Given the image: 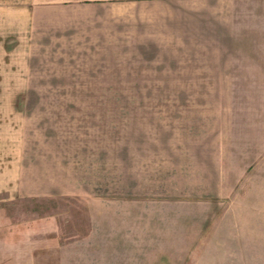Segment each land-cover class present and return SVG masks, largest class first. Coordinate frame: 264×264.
Masks as SVG:
<instances>
[{
  "label": "rangeland",
  "instance_id": "374dc122",
  "mask_svg": "<svg viewBox=\"0 0 264 264\" xmlns=\"http://www.w3.org/2000/svg\"><path fill=\"white\" fill-rule=\"evenodd\" d=\"M24 1L0 0V264H264V40L227 54L210 0L123 10L118 40Z\"/></svg>",
  "mask_w": 264,
  "mask_h": 264
},
{
  "label": "crops",
  "instance_id": "0c3cea01",
  "mask_svg": "<svg viewBox=\"0 0 264 264\" xmlns=\"http://www.w3.org/2000/svg\"><path fill=\"white\" fill-rule=\"evenodd\" d=\"M165 0H25V4L30 5L32 8H38V10H53L51 11V15L53 14L54 11L62 9L65 10L66 16H60L61 18H58V16L54 15L51 16V21L55 20L59 22L58 24L62 23V26H67L71 25V22L75 19H78V17L81 16L85 20V25L81 28L83 31V34H87V24L89 27L90 25H99V26H105V23H101V21H112L110 25H118V30L115 28L114 33L112 35L114 36L117 35V40L119 39V36L121 34V28H120V23L117 22V20H122L123 16V10L126 9H138L142 8V10H146L147 8H157V9H163L161 7H164L167 1ZM170 1V0H169ZM168 1V2H169ZM188 1V0H185ZM189 4L196 2V0H189ZM211 3V8H212V22L214 24V29L215 34L212 37V39L216 42H227L226 47H227V54H230L231 50L235 48V42L236 41H251V40H264V34H255V36L249 32V30L253 29L251 27V22L247 21V18L249 17L248 14L246 13V10L250 9V6L254 5L256 8H259L262 13L259 14V18H263L264 20V0H210ZM187 2L181 3L184 5L188 4ZM201 4H206L207 2H203V0H200L199 2ZM196 4V3H194ZM25 7L24 6H20ZM236 9H243L245 10L244 13H239L237 14ZM87 10L89 12L94 14L95 12H98L99 17H94L90 18V16L87 17ZM90 13V15H91ZM183 15V13H182ZM237 15L242 16V21L238 22L235 24L234 18ZM168 15L163 16L156 21L154 24L155 29H162V33L166 34L169 31H171L170 27V21H166ZM238 16V17H239ZM186 18V15L182 16V19ZM88 18V19H87ZM250 18V17H249ZM258 18V19H259ZM128 19V18H127ZM131 19V17H130ZM137 21H136V20ZM86 20H90V22H95L98 21L97 23H86ZM262 21V20H261ZM134 24L136 25H141L142 27H146L147 24L146 18H142L139 20V18H134L133 19ZM158 22V24H157ZM79 23V22H78ZM83 24V20H82ZM162 27H160V26ZM68 27V26H67ZM65 29V31L69 32V28ZM79 28V27H78ZM93 28V27H92ZM172 28V27H171ZM237 28L238 32L234 31ZM64 30V29H63ZM78 31V29H77ZM111 30L104 29V32L106 34L110 32ZM159 31V30H158ZM264 31V27H263ZM103 32V31H102ZM104 34V36H106ZM111 34V32H110ZM259 35V36H257ZM114 40L116 38L114 37ZM166 41H171L170 38H168ZM123 45V44H122ZM263 45V44H262ZM117 46H121V44H115L113 43L111 47L115 48ZM263 49L261 53L264 54V45L261 47ZM116 49V48H115Z\"/></svg>",
  "mask_w": 264,
  "mask_h": 264
}]
</instances>
